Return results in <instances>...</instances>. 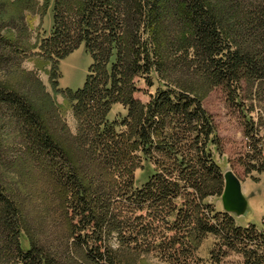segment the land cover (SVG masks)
Returning a JSON list of instances; mask_svg holds the SVG:
<instances>
[{
  "label": "trees",
  "instance_id": "1",
  "mask_svg": "<svg viewBox=\"0 0 264 264\" xmlns=\"http://www.w3.org/2000/svg\"><path fill=\"white\" fill-rule=\"evenodd\" d=\"M50 2H0V264H136L150 253L192 264L209 234L219 238L212 264L222 248L264 264V219L259 233L240 228L205 201L224 178L202 107L211 88L233 98L243 81L264 102V0H53L38 52L71 102L75 134L22 65L25 13ZM80 45L92 58L83 86L57 89L58 60ZM153 76L143 103L136 79L152 87ZM118 104L124 116L110 119ZM253 152L261 167L247 172L264 171ZM137 169L149 172L139 188Z\"/></svg>",
  "mask_w": 264,
  "mask_h": 264
},
{
  "label": "rangeland",
  "instance_id": "2",
  "mask_svg": "<svg viewBox=\"0 0 264 264\" xmlns=\"http://www.w3.org/2000/svg\"><path fill=\"white\" fill-rule=\"evenodd\" d=\"M4 0H0L2 2ZM12 2L13 0H8ZM39 7L45 0H35ZM49 7L44 11H26V33L23 36L28 40V46L32 49L30 56L22 59V65L29 71H35L42 81L47 92L51 94L57 105L59 112L65 121L71 134L77 132V122L74 117L71 102L62 94H56L52 86V64L41 56L38 52V42L48 37L53 27V0ZM37 54H39L37 56ZM92 63V58L80 45L57 63V89L77 90L83 86L88 69ZM154 85L149 87L145 84L143 77L136 79L138 91L134 94L135 98L143 103H147L154 95L158 87V80L153 76ZM233 98L224 87L211 88L204 99L202 107L210 116L216 131L220 152L216 150L215 157L222 169L232 171L241 181L242 193L247 200V207L242 215L230 214L237 227L248 228L254 225L256 231H262V221L264 219V171L247 169L253 165L261 167L252 158L253 148L264 153V102L257 101L248 93L245 82L236 84ZM234 90V89H233ZM125 108L118 104L110 112V119L123 117ZM264 155V154H263ZM257 165V166H256ZM146 170V169H145ZM145 172V173H144ZM149 172L142 169L135 171V186L138 188L146 183ZM223 193V191H222ZM222 193L208 197L205 201L210 203L215 210L224 211L222 205ZM172 235V233L170 234ZM116 241H112L115 246ZM219 238L209 234L196 251V260L192 264H212V256L218 252L217 244ZM219 264H244L242 253L229 251L222 248ZM198 259V262H197ZM136 264H167L163 259L154 253L142 255Z\"/></svg>",
  "mask_w": 264,
  "mask_h": 264
},
{
  "label": "water",
  "instance_id": "3",
  "mask_svg": "<svg viewBox=\"0 0 264 264\" xmlns=\"http://www.w3.org/2000/svg\"><path fill=\"white\" fill-rule=\"evenodd\" d=\"M224 188L221 196L224 211L242 215L247 207V200L242 193L239 178L229 169L223 173Z\"/></svg>",
  "mask_w": 264,
  "mask_h": 264
}]
</instances>
